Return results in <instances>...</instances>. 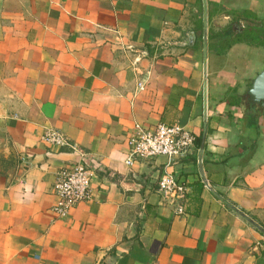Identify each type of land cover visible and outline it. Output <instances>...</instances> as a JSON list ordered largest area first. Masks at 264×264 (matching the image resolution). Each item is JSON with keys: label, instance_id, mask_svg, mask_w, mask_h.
I'll list each match as a JSON object with an SVG mask.
<instances>
[{"label": "crops", "instance_id": "crops-1", "mask_svg": "<svg viewBox=\"0 0 264 264\" xmlns=\"http://www.w3.org/2000/svg\"><path fill=\"white\" fill-rule=\"evenodd\" d=\"M206 2L202 168L224 202L197 164L201 0H0V264H264V234L236 213L264 230V104L259 131L242 118L264 0ZM134 124L179 125L194 147L127 166ZM80 161L90 198L56 218V176ZM164 168L188 188L181 216L157 193Z\"/></svg>", "mask_w": 264, "mask_h": 264}, {"label": "built area", "instance_id": "built-area-1", "mask_svg": "<svg viewBox=\"0 0 264 264\" xmlns=\"http://www.w3.org/2000/svg\"><path fill=\"white\" fill-rule=\"evenodd\" d=\"M42 141L57 148L68 147L75 150L62 135L46 131ZM195 136L179 125H157L143 127L134 124L127 138V156L125 165L132 166L137 160L165 157L167 166L187 156L194 147ZM92 172L84 161L77 162L59 172L56 176L53 195L54 204L51 212L56 218L66 217L79 203L90 198ZM157 193L163 203L172 207L174 215L185 213V200L188 188L171 172L164 168L157 182Z\"/></svg>", "mask_w": 264, "mask_h": 264}, {"label": "water", "instance_id": "water-1", "mask_svg": "<svg viewBox=\"0 0 264 264\" xmlns=\"http://www.w3.org/2000/svg\"><path fill=\"white\" fill-rule=\"evenodd\" d=\"M202 1V73H203V112H202V119H203V127H202V134H201V141L198 148L197 153V164L200 177L202 178L206 188L211 191L217 198H219L222 202V198L218 196L208 185L206 182L203 168H202V152L204 141L206 137V76H207V2L206 0ZM248 100L254 105H262L264 104V69L252 80L249 89L247 90ZM236 211V210H235ZM236 213L246 219L249 223H251L254 227H256L259 231L264 234V230L256 225L254 222L246 218L240 212Z\"/></svg>", "mask_w": 264, "mask_h": 264}, {"label": "trees", "instance_id": "trees-1", "mask_svg": "<svg viewBox=\"0 0 264 264\" xmlns=\"http://www.w3.org/2000/svg\"><path fill=\"white\" fill-rule=\"evenodd\" d=\"M230 98L232 99L235 105L241 106L243 97L239 95H232L230 96ZM261 116H262L261 105L259 106V105H252V104L247 103L246 108L244 107L242 118L246 119V125L248 127H252L256 129L257 131H259L257 122ZM200 141H201V137L199 136L196 139V145H195L197 149L199 148Z\"/></svg>", "mask_w": 264, "mask_h": 264}]
</instances>
